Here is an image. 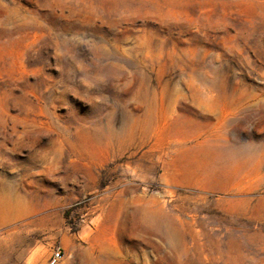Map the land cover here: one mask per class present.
Instances as JSON below:
<instances>
[{
  "label": "rangeland",
  "instance_id": "rangeland-1",
  "mask_svg": "<svg viewBox=\"0 0 264 264\" xmlns=\"http://www.w3.org/2000/svg\"><path fill=\"white\" fill-rule=\"evenodd\" d=\"M58 250L264 264V0H0V264Z\"/></svg>",
  "mask_w": 264,
  "mask_h": 264
},
{
  "label": "built area",
  "instance_id": "built-area-1",
  "mask_svg": "<svg viewBox=\"0 0 264 264\" xmlns=\"http://www.w3.org/2000/svg\"><path fill=\"white\" fill-rule=\"evenodd\" d=\"M61 251H56L53 256H51V264H58L60 259L62 258Z\"/></svg>",
  "mask_w": 264,
  "mask_h": 264
},
{
  "label": "bare ground",
  "instance_id": "bare-ground-1",
  "mask_svg": "<svg viewBox=\"0 0 264 264\" xmlns=\"http://www.w3.org/2000/svg\"><path fill=\"white\" fill-rule=\"evenodd\" d=\"M6 200V199H5ZM5 200H3V201H5ZM8 205L10 204V202L7 200V201H5ZM169 236V235H168ZM167 237V236H166ZM168 239H169V237H168ZM174 240V239H173ZM169 242V241H168Z\"/></svg>",
  "mask_w": 264,
  "mask_h": 264
}]
</instances>
